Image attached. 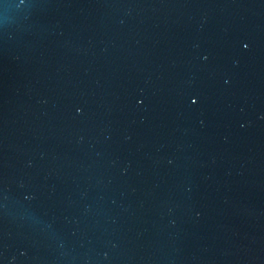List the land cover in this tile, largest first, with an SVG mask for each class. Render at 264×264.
<instances>
[{
	"label": "water",
	"instance_id": "1",
	"mask_svg": "<svg viewBox=\"0 0 264 264\" xmlns=\"http://www.w3.org/2000/svg\"><path fill=\"white\" fill-rule=\"evenodd\" d=\"M0 264H264V0H0Z\"/></svg>",
	"mask_w": 264,
	"mask_h": 264
}]
</instances>
